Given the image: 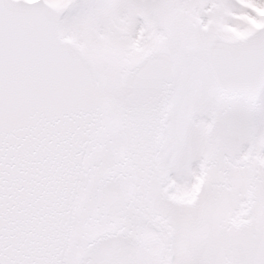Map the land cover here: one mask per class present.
I'll return each mask as SVG.
<instances>
[{
    "label": "snow or ice",
    "instance_id": "obj_1",
    "mask_svg": "<svg viewBox=\"0 0 264 264\" xmlns=\"http://www.w3.org/2000/svg\"><path fill=\"white\" fill-rule=\"evenodd\" d=\"M0 264H264V0H0Z\"/></svg>",
    "mask_w": 264,
    "mask_h": 264
}]
</instances>
